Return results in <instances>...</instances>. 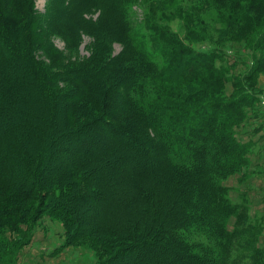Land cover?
<instances>
[{"label": "trees", "instance_id": "1", "mask_svg": "<svg viewBox=\"0 0 264 264\" xmlns=\"http://www.w3.org/2000/svg\"><path fill=\"white\" fill-rule=\"evenodd\" d=\"M129 1L49 0L44 15L34 10V0H0V57L6 58L15 50L19 54L16 57L29 61L27 68L35 82L43 84L44 90L40 93L46 104H50L47 108L51 106L48 113L67 116L64 133L56 132L51 122L49 131L39 121H30L28 128L24 125L18 129L20 133L33 131L46 138L47 154L75 156L85 163L88 157L104 158L103 155L115 151L116 147H124L128 151L117 162H109V174H114L119 183L147 176L149 171L146 173V167H141L138 160L133 166L128 164L130 155L143 154L156 160L155 167L168 174L166 182L170 185L162 182L142 190V208L135 211L136 216L131 218L134 220L125 222L122 231L110 235L107 230H97L90 215L86 217L78 206L79 202L91 198L90 195L93 199H102V193L88 194L85 189V184L88 187L97 184L96 172L86 176L85 184L80 183L76 173L71 176L73 180L61 179L63 175L50 163L46 164V159L35 158L22 147L14 130L4 132L6 139L0 133V264H16L17 252L28 241L8 237L7 231L27 233L29 239L44 213L63 223L69 243L77 242L82 236L103 243L105 246L99 248L102 255L96 264H128L129 261L136 264H264V248L259 247L254 237L255 225L248 211L232 201L230 187L224 184L248 163L249 145L238 138L237 128L246 119L248 107L260 95L253 88L259 72L264 70V0H215L218 9L230 12L228 31L235 32L238 38L262 28L255 43V62L240 75L241 80L234 78L233 92L229 95L226 90L230 68L219 64L220 55L194 49L172 29L168 19L151 24L148 21L143 29H136L127 9ZM10 6L14 13L18 12L16 16L3 13ZM93 12L97 13L94 17L90 14ZM11 26L20 29L14 36H9ZM59 29L74 40H81L82 34L92 36L91 68L68 69L66 65L59 75L60 71L51 73L44 62L35 59L34 48L45 47L53 63L62 59L64 54L46 38L52 33H62ZM191 32L192 28L188 35ZM41 36L46 41L36 43ZM115 39L123 42L119 52L113 45ZM62 79L73 84L75 91L67 93L68 85H61L63 90H57ZM95 84L105 85L107 96L103 102L107 110L104 112L112 118L101 124L97 137L87 139L97 142L93 146L97 149L88 143L86 151L76 137L71 145V141L63 142L62 136L75 132L73 128L77 127L79 115L83 117L82 124L101 121L95 113L100 107L92 108ZM56 103L59 112L55 111ZM81 106L92 109L84 110ZM127 116L132 119L131 133L123 124V117ZM100 135L105 143L99 139ZM26 140L34 142L31 136ZM75 151L78 152L74 154ZM14 164L29 167L30 176L18 175ZM163 189L173 192L168 195ZM98 205L93 212L97 216L103 212V206ZM233 215L236 223L230 227L229 219ZM138 220L140 230L135 229ZM154 221L157 226L152 228L153 233L164 231L163 242L170 247L164 246L160 252L150 254L149 247L144 248L142 236L146 233L144 227L152 230ZM194 227L208 237V242H192L185 237L184 232ZM147 242L148 246L151 241ZM166 251L170 261L164 257Z\"/></svg>", "mask_w": 264, "mask_h": 264}, {"label": "rangeland", "instance_id": "2", "mask_svg": "<svg viewBox=\"0 0 264 264\" xmlns=\"http://www.w3.org/2000/svg\"><path fill=\"white\" fill-rule=\"evenodd\" d=\"M48 3L49 0H34V10L46 15ZM11 8L12 6L8 7L3 12L5 16L11 17L18 14L17 11L14 13V8ZM127 9L136 29H143V26L148 25V21H150L149 23L151 24L155 21L163 22L168 19L167 22L172 29L176 31L186 43L194 47V49L202 52L213 51L220 55L219 64L221 63L223 67L230 68L229 74H227L229 78L226 90L227 95L233 92L232 82L234 78L236 77L241 80L242 78L240 75L246 73L255 62V43L258 40L259 32L262 28L258 27L256 31L247 33L244 38H238L235 32L231 33L228 31L229 24L227 20L230 12L224 9H218L215 0H131L127 5ZM90 14L93 17L97 15L95 12ZM150 24L148 29L151 30ZM8 27L9 26H5L7 29ZM191 28L193 32L188 35ZM9 31V36H14L20 29L17 27L12 28L11 26ZM59 31L62 32L60 29ZM47 32L50 33L49 30H47ZM46 38L64 54L62 59H59V62L57 61L58 64H56L57 62L53 63L50 60L51 57L48 55L49 52L46 47L34 48L33 52L35 53V59L44 62V65L51 70V73L58 70L60 71V75L62 69L64 70L66 68V65H69L68 69L86 66L87 68H91L89 57L91 56L90 43L91 40H93L92 36L90 37L87 34H82L81 40H74L71 35L69 36L68 33L62 32L56 34L52 33L51 36L49 35V37ZM71 39L73 42H71ZM43 40L46 41L45 38L41 36L36 43L42 42ZM71 43H73V45H71ZM113 45L116 52H119L123 48L121 39L113 40ZM16 55L19 54L13 50V53L7 54L6 58L0 57V133L3 139L7 138L4 132L14 130L22 143V147L33 154L35 158L40 157L41 159H46V164L50 163L54 170L57 169L58 173L63 175L61 179L73 180L71 176L76 173L79 174L80 183L85 184L86 182L84 183V181L86 180V176L96 172L97 184L90 185L89 187L85 184V189L88 194H93V192L102 193V199H93L90 195L91 198L84 203L79 202V209L85 211L86 217L90 215L92 220L91 223H94L96 227H98L97 230H107L110 235L116 234L117 231H122L123 229L121 226H123L125 222L134 220L131 218L136 216L135 214H137V212L135 213V211H137L138 208H142L141 191L153 188L155 185L158 186L162 182H166L168 174L162 172L159 167H155L156 160L154 158H149L148 155L143 154H133L128 157V164L133 166L134 161L138 160L141 167H146V173L149 172L146 177H135L130 181L119 183V180L114 177V174H109L111 172L109 162L112 160L117 162L124 151H128L124 147H116L115 151H110L107 152L106 155H103L102 157L104 158H101L100 155L88 157L85 159L84 163L83 160L79 161L75 156L62 157V154L54 156L52 154L53 152L47 154L46 148L48 143L45 140L46 138H41L39 134H34L33 131L25 132L23 129V132L20 133V126L25 125L28 128V125L31 123L30 121H33V123L39 121L41 123L39 125L46 129L48 128V131L50 130L51 122L56 132L64 133V126L66 125L65 119L67 116L62 118V115H58L57 113L53 115L48 113L51 106L47 108L50 104H46L40 93L44 90L43 84L35 82L30 69L27 68L30 62L27 60L25 61V58L20 59L16 57ZM123 72L125 73L126 69L121 73ZM62 76L61 74V77ZM66 76H69V74ZM63 79L59 80L58 84L60 88H57V90H63L61 89V85H68L65 89L67 93L75 91L76 87L73 84L71 85L68 80L65 82ZM63 82L65 83L63 84ZM253 90H256V92L260 91V95H257V100L253 105L248 107L246 119L237 128L238 138L244 142L242 140L243 138L245 140L244 143L249 145V155L253 157V163L251 165L252 160L249 161L250 156H248V163L244 165L242 172L231 175L224 181V184L230 187L229 195L232 201L236 203L240 209L244 208L248 211L249 218L252 224L255 225L253 232L256 236L254 237H257L259 247L264 248V167H257L261 164H256L260 162V160L253 156L254 150L252 146L254 143L260 140L262 141L264 138V99L261 95L262 90H264V70L259 72ZM92 93V108L100 107V111H96L95 113L96 115L98 114L101 121L97 122V120H92L82 124L81 121H83V117L79 115L81 117L76 123L77 127L73 128L75 132L62 136V141H71V145L74 144L73 138L76 137L78 141L80 140V144H82L81 147L86 151L89 150L87 148L88 143H92L87 141L88 137H97V133L102 126L101 124L105 125L104 122L112 118L110 114L105 113L106 111L104 112V109L107 110L105 102H103L107 96L105 85L95 84ZM55 105V111L59 112V105H57V103ZM81 107L84 110L92 109L88 106H85V108L84 106ZM45 108H47V112ZM112 120L115 122V119ZM131 122L132 119L130 116L123 117V124L127 128L125 129L128 133H131L133 129ZM257 130L261 133L259 135L260 137H257ZM28 136H31L34 142L28 143L26 140ZM102 138L103 137L100 135L99 139L103 140ZM263 142L259 143V146L264 144ZM51 143L53 144V141H51ZM96 144L97 142L92 143V147L94 145L96 146ZM94 148L97 149L96 147H93V149ZM77 152L78 151H75L74 154ZM260 153L261 149L259 148L254 155L258 156ZM82 158L85 157H80V159ZM28 169L29 167H22L20 165L15 166L17 174L20 175L22 173L21 175L23 178L29 173ZM29 174L27 175L28 177L30 176ZM166 184L168 185L167 182ZM163 190L165 194L168 195L173 192L168 189ZM176 197L177 195L174 198ZM98 204L103 206V212L99 213L97 216L93 214V212L94 208L99 207ZM148 222L151 223V220H148ZM135 223V229L140 230L141 224L139 220L137 222L135 221ZM235 223L236 215H233L229 219V226L234 227ZM154 226H157V222L155 221L151 224L150 229L154 228ZM24 229H26V227H24ZM144 230H146V233L143 232V244H145L144 248L149 247L148 252L150 254L160 252L164 246L165 248L170 247L168 243L163 242L162 233H164V231H162V233L160 231V234H154L153 229L148 230L147 226L144 227ZM37 232H43V234H41L44 236L45 240H43L40 234V238H36L35 235ZM184 234L185 237L192 242H208V237L195 227L184 232ZM6 236L12 238L21 237L28 240L17 252L16 264H32L34 260H37L39 264H96L99 257L102 255V252H99V248L101 249L105 246L103 243L96 242L93 238L86 236L78 238L76 240L77 242L73 241L74 243H69L63 223L58 218L49 216L47 213L42 214L37 220L32 236L29 237V239L26 237L27 233H22L21 231L12 232L9 230ZM148 240L151 241V243L147 246ZM47 250L49 251L46 252ZM163 254L167 261H170L168 257L169 251ZM182 260L186 261L184 257H182ZM128 264L136 263L129 261Z\"/></svg>", "mask_w": 264, "mask_h": 264}, {"label": "crops", "instance_id": "3", "mask_svg": "<svg viewBox=\"0 0 264 264\" xmlns=\"http://www.w3.org/2000/svg\"><path fill=\"white\" fill-rule=\"evenodd\" d=\"M262 94V98L264 99V90H262V92H261ZM261 125V124H260ZM261 127V126H260ZM259 128V127H258ZM261 133L257 130V137H260L259 135H260ZM262 136V135H261ZM242 140L245 142V140L242 138ZM263 140H264V138L262 139V141L260 140L259 142H257V143H254L252 146H253V150H254V152H253V156H255L256 158H258L259 160H260V162H257L256 164L258 165V164H261V165H259V166H257V167H264V144H261L260 146H259V143H261V142H263ZM264 143V142H263ZM261 149V153H260V155H258V156H256V155H254V153H257V151H258V149ZM250 156V159H249V161L250 160H252V162H251V165H252V163H253V157H251V155H249ZM254 160H255V158H254ZM249 165H250V162H249ZM236 174H238V173H236ZM43 234V232H37L36 233V238L38 237V238H40L39 237V234L42 236V238H43V240H45V238H44V236L42 235ZM35 239V238H34ZM49 250H47L46 252H48ZM32 264H39V263H37V260H34L33 261V263Z\"/></svg>", "mask_w": 264, "mask_h": 264}]
</instances>
